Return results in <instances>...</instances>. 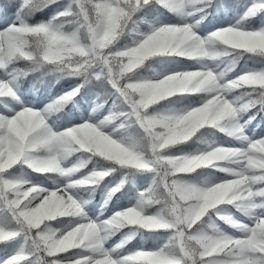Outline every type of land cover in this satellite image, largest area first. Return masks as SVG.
Wrapping results in <instances>:
<instances>
[{
    "label": "snow or ice",
    "instance_id": "snow-or-ice-1",
    "mask_svg": "<svg viewBox=\"0 0 264 264\" xmlns=\"http://www.w3.org/2000/svg\"><path fill=\"white\" fill-rule=\"evenodd\" d=\"M0 264H264V0H0Z\"/></svg>",
    "mask_w": 264,
    "mask_h": 264
},
{
    "label": "rangeland",
    "instance_id": "rangeland-1",
    "mask_svg": "<svg viewBox=\"0 0 264 264\" xmlns=\"http://www.w3.org/2000/svg\"><path fill=\"white\" fill-rule=\"evenodd\" d=\"M46 15V14H45ZM249 66H251V65H249ZM60 85V84H59ZM66 87H68V85L67 84H61L56 90H51V89H46V91L45 92H52L53 94H55L56 92H59L62 88H66ZM55 91V92H54ZM39 96H40V98L41 99H44L45 97H44V95H45V93L43 94V95H40V94H38ZM257 123H259V120L257 121ZM114 239H116V238H114Z\"/></svg>",
    "mask_w": 264,
    "mask_h": 264
},
{
    "label": "trees",
    "instance_id": "trees-1",
    "mask_svg": "<svg viewBox=\"0 0 264 264\" xmlns=\"http://www.w3.org/2000/svg\"><path fill=\"white\" fill-rule=\"evenodd\" d=\"M251 65V64H250ZM251 66H253V65H251ZM61 83H64V82H61ZM58 86V85H57ZM41 87H43V86H41Z\"/></svg>",
    "mask_w": 264,
    "mask_h": 264
}]
</instances>
